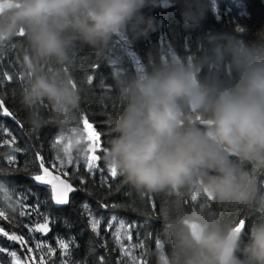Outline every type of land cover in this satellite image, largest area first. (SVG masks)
I'll return each mask as SVG.
<instances>
[{"label":"clouds","instance_id":"1","mask_svg":"<svg viewBox=\"0 0 264 264\" xmlns=\"http://www.w3.org/2000/svg\"><path fill=\"white\" fill-rule=\"evenodd\" d=\"M168 6L180 8L189 29L200 27L210 8L209 0ZM158 7L160 0H0V47L21 33L25 42L28 123L70 128L82 103L70 70L78 51L87 47L116 63V43L135 46L159 30L163 22L151 14ZM137 63L134 72H113L122 106L103 159L142 194L195 187L254 216L237 230L214 210L179 209L166 224L171 251L155 253V264H264L257 175L264 171V29L251 44L201 45L187 56L158 51Z\"/></svg>","mask_w":264,"mask_h":264},{"label":"trees","instance_id":"2","mask_svg":"<svg viewBox=\"0 0 264 264\" xmlns=\"http://www.w3.org/2000/svg\"><path fill=\"white\" fill-rule=\"evenodd\" d=\"M169 0H160L161 7L154 9L151 14L162 21L159 30L147 40L139 41L135 46H125L116 43L110 58L116 63L109 65L106 58L99 57L94 50L87 47L78 51L75 62L70 69L77 78L81 88L82 103L76 114V120L70 128L61 129L55 122H49L39 129L33 128L26 119V109L23 104V87L25 81V66L23 61L25 42L23 37H17L12 42H6L0 47V99L4 100V107L13 113L9 117L0 113V128L6 129L11 136L0 133V166L10 169V177L6 179L13 200H19L26 195L25 190L37 194L42 202L40 212L49 217L47 234L30 231L37 223H43V218L28 208L17 206L16 212L7 208L3 194H0V209L5 210L8 220L0 218V227L9 235L22 236L26 245L13 241L0 234V261L11 264L9 252H16L21 260H28V264H41L40 257H44L43 264H62L68 260L70 264H130L134 256L147 259V264H155L158 251H171V242L166 231V224L177 210L192 207L184 204L194 194L193 189H182L180 192L142 194L126 182L119 173L110 178L109 165L103 159V149L116 134L113 117L121 109L118 90L113 78V72L120 70L122 74L136 71L140 63L147 64L150 53L175 52L183 56L191 55L201 45L211 47L215 44L236 45L251 44L258 30L264 29V0H209L210 8L201 26L195 29L185 28L178 6L169 7ZM216 5L213 12L211 5ZM237 27L246 31L239 32ZM11 76V80L4 79V75ZM92 77L91 83L88 77ZM47 112V109H45ZM87 118L94 125L95 131L101 135V150L96 154L101 156L94 174L86 172V161L80 156L78 146L72 151V163L64 171L57 173L65 177L76 189L70 193L68 205L56 206L50 200V189L34 183L29 173H35V153L45 159V164L57 163V156L66 159V154L58 152L54 147L55 141L61 136L68 137L75 130L83 128V119ZM22 125V127L20 126ZM74 130V131H72ZM15 137V144L5 141ZM19 149V151H16ZM14 156L16 164L8 165L5 159ZM19 170L16 171L15 169ZM259 182L264 186V171L257 172ZM80 177L86 183H80ZM103 177H109L103 183ZM109 185L111 187H109ZM27 205L34 203L32 196L23 201ZM87 204L98 221L97 230H91L90 218L82 209ZM155 203L153 212L151 204ZM199 207L216 211L225 223L237 224L240 219L252 223L254 216L243 208L230 205H218L214 201L204 199L201 192ZM108 204L109 207H102ZM112 205H118L112 207ZM23 210L25 215L18 213ZM150 213V214H149ZM166 213V215H165ZM123 220L126 229L119 237L116 236L112 217ZM111 224L109 228L108 225ZM131 236L129 240L127 237ZM69 244L68 253L59 247V240ZM119 240V243L117 242ZM159 242V243H157ZM143 243L144 248L134 247ZM44 245L37 248L36 245ZM123 245V249L121 248ZM28 248L32 251L29 253ZM49 248L54 254L49 255ZM127 251L129 255H123ZM103 257V261H100Z\"/></svg>","mask_w":264,"mask_h":264},{"label":"snow or ice","instance_id":"3","mask_svg":"<svg viewBox=\"0 0 264 264\" xmlns=\"http://www.w3.org/2000/svg\"><path fill=\"white\" fill-rule=\"evenodd\" d=\"M239 32H243L245 29L243 27H237L236 29ZM21 33V37H22ZM4 79L6 80H11L12 77L8 76L7 74L4 75ZM92 77H88V82L91 83ZM0 113L7 115L9 117H15L13 116V113L8 110L7 107H4V100L0 99ZM83 125L86 129L92 130L91 133L88 135L87 139L89 143L87 144L86 149H82L81 153L83 155V158L86 161V172L89 175L94 174V170L97 169L98 167V162L101 159L100 155H97L96 153L101 150V135L99 132L93 130L94 125L88 121V119L85 117L83 119ZM22 127V125H20ZM74 131V130H72ZM0 133H4L6 135L11 136V133H8L6 129L0 128ZM7 144H15V137H11L10 140L5 141ZM80 141L77 140V144H79ZM54 147L58 148V152H62L66 154V159H61V156H57V161L59 162V166L57 163H49L48 166L45 164V159L44 157L40 154V152L35 153V167L36 171L35 173H29L30 179L36 183L37 185H45V186H50V200L54 201L56 205H66L69 203V193L75 192L76 189L73 187L71 183H69L67 180H61L59 175H53V171L55 170L58 173H63L65 176H67V172L64 171V169L72 163V156L70 154V150L72 149V142L71 139L68 137L61 136L60 139H57L55 141ZM16 151H19V149H16ZM5 163L8 165H15L16 160L14 156H8L5 159ZM16 171L19 169L16 168ZM109 173H110V178H115L118 175L117 170L115 167L109 166ZM11 171L7 167L0 166V194H3L5 201L7 202V208L11 209L13 212H16L17 206H19L21 209L28 208L31 211H29L27 214L31 215L32 211H34L37 215L41 216L43 218V223H37L34 228L29 229L30 231H38L43 234H47L49 229V217L45 214L40 212V206H41V201L38 199L37 194L31 193L30 190H25L26 195L22 197L19 200H13V196L10 194L12 192V189L8 187L6 183V179L10 177ZM109 177H103V183H107ZM80 183L84 184L86 181L83 179V177H80ZM109 187H111L109 185ZM194 194L190 195V199L184 200V204H192V207H199V205L196 203L198 201V197L200 195V191L198 189H193ZM28 196H32L34 203L32 205H27L23 201L27 199ZM204 199L207 201H211V198L206 196L204 194ZM118 205H112V207H117ZM102 207L107 208L109 207L108 204H103ZM151 208L154 212L156 205L155 203L151 204ZM177 208L179 210V205H177ZM82 209L85 213L88 214L90 218V223H91V230L93 232H96L97 230V225L99 221L92 216L91 211L89 209V206L85 203L82 205ZM19 215L23 216L25 215V211L21 210ZM150 214V213H149ZM166 215V213H165ZM0 218H3L4 220H8L9 216L6 214L5 210L0 209ZM116 218L113 216L112 220L114 221ZM245 224L244 219H240L237 223V230L240 228H243ZM108 227H111V224L108 225ZM125 228V223L123 220L119 222V227L116 231V236L119 237L120 235V230ZM0 234H2L4 237H7L10 240L17 241L22 245H26L27 241L24 240L22 236H17L15 234L9 235L7 231L4 230V228L0 227ZM129 240L131 239V236L129 235L127 237ZM119 243V240H117ZM159 243V242H157ZM37 248H43L44 245L37 244ZM59 247L60 249L64 250V255L68 256L70 255L68 253L69 249V244L66 243L64 240H59ZM134 247H139L141 249L144 248L143 243H140ZM121 248L123 249V245H121ZM6 249L0 248V252H4ZM27 251L30 253L32 251L31 248H28ZM49 255L54 254V250L49 248ZM10 257L15 259V264H28V260L33 259V257H29L28 260H24L23 262L20 261L19 257H17L16 252H10L9 253ZM123 255H129L127 251H124ZM100 261H103V257L99 258ZM41 264H43L44 257H40ZM62 264H70L68 260H62ZM130 264H147V259H137L136 257H132Z\"/></svg>","mask_w":264,"mask_h":264},{"label":"rangeland","instance_id":"4","mask_svg":"<svg viewBox=\"0 0 264 264\" xmlns=\"http://www.w3.org/2000/svg\"><path fill=\"white\" fill-rule=\"evenodd\" d=\"M91 131H92V130H88V129H86V128L83 126L82 129H80V130H75L74 132H72V133L68 136V138L71 139V142H73V138H75L76 140H79V141H80V143L78 144V146H82V147H79V150H78L77 152L80 151V156H82V158H83V155H82V153H81V150H82V149H86L87 144L89 143L87 137H88V135L91 133ZM73 149H74V148H72V149L70 150V153H72ZM119 222H120V220H117V219H115V220L113 221V224L115 225V230H116V231H117V229H118V227H119ZM125 229H126V226H125L124 229H121V230H120V235L122 234V232H123ZM9 253H10V252H9ZM9 257H10V255H9ZM17 257H18V256H17ZM10 259H11V264H15V259L12 258V257H10ZM19 259H20V258H19ZM20 261L23 262V260H21V259H20ZM0 264H3V263H1V261H0Z\"/></svg>","mask_w":264,"mask_h":264},{"label":"water","instance_id":"5","mask_svg":"<svg viewBox=\"0 0 264 264\" xmlns=\"http://www.w3.org/2000/svg\"><path fill=\"white\" fill-rule=\"evenodd\" d=\"M53 175H59V174L53 172ZM59 176H60V179H61V180H67L65 177H63V176H61V175H59ZM67 181H68V180H67ZM39 186L47 187V188L50 189V186H45V185H39ZM69 201H70V193H69ZM53 203L55 204L54 201H53ZM55 205H56V204H55ZM66 205H68V204H66ZM66 205H56V206H58V207H63V206H66Z\"/></svg>","mask_w":264,"mask_h":264}]
</instances>
